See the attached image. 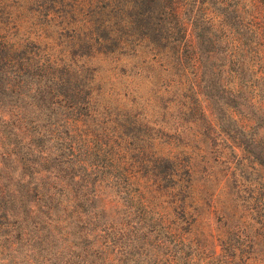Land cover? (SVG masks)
Returning a JSON list of instances; mask_svg holds the SVG:
<instances>
[{
    "label": "rangeland",
    "instance_id": "obj_1",
    "mask_svg": "<svg viewBox=\"0 0 264 264\" xmlns=\"http://www.w3.org/2000/svg\"><path fill=\"white\" fill-rule=\"evenodd\" d=\"M232 1L0 0V264H264L261 3Z\"/></svg>",
    "mask_w": 264,
    "mask_h": 264
},
{
    "label": "trees",
    "instance_id": "obj_2",
    "mask_svg": "<svg viewBox=\"0 0 264 264\" xmlns=\"http://www.w3.org/2000/svg\"><path fill=\"white\" fill-rule=\"evenodd\" d=\"M214 1H216V0H214ZM240 1L239 0H233L232 1V3H228V4H230V5H228V9L230 10V11H237L235 8V6H236V4H238ZM260 3H261V8H260V13H259V25H260V27H261V29H262V34H263V36H264V0H260ZM255 4H257V2L255 3ZM145 15V14H144ZM147 16V15H146ZM224 18V17H223ZM224 20V19H223ZM138 24L140 25V26H143V25H148V23H147V21H145V23H143V21L142 20H140L139 22H138ZM240 25H243V26H245V24H240ZM149 26H154L155 27V25H149ZM244 28H247V29H249L248 27H244ZM250 30V29H249ZM247 31L246 32V35L248 34L249 35V32L250 31ZM144 31H146V29H144ZM252 32H255V33H258V32H256V31H252ZM237 33H239V32H237ZM240 55H241V53H240ZM238 58V56H236V58H234L235 60ZM238 60H241V59H237V61ZM4 64V63H3ZM1 67H3L4 68V65H0V69H1ZM5 73V72H4ZM10 81H11V79L7 76V81H5V80H3V79H1L0 80V91H3V93H8L9 94V96L12 98V97H19V95H20V93L17 91V89H15V87H14V85L12 84V83H10ZM9 82V83H8ZM37 91L39 90V86H37L36 88H35ZM39 92V91H38ZM12 101L13 100H15V99H11ZM11 101V102H12ZM35 103L36 104H39V105H43V106H45L46 108H47V105L45 104V103H41L40 101H38V100H36L35 101ZM13 119H14V116H13Z\"/></svg>",
    "mask_w": 264,
    "mask_h": 264
}]
</instances>
